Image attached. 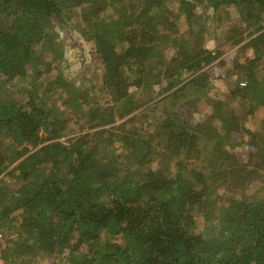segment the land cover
Here are the masks:
<instances>
[{
    "label": "trees",
    "instance_id": "1",
    "mask_svg": "<svg viewBox=\"0 0 264 264\" xmlns=\"http://www.w3.org/2000/svg\"><path fill=\"white\" fill-rule=\"evenodd\" d=\"M168 2L0 0V233H16L0 239L5 263L37 255L50 264H264V0H180L185 32ZM201 4L219 10L221 24L222 6L239 16L222 33V44L240 45L229 54L238 82L228 94L240 105L250 100L256 130L243 129L227 98L209 100L204 120L192 118L191 96L208 97L225 62L204 69L222 52L205 47ZM56 24L75 45L92 43V62L103 69L97 96L62 75L44 83L63 57ZM184 72L190 78L179 82ZM60 87L71 94L78 129L82 119L96 128L70 143L58 140L70 117L48 96ZM134 88L145 100L134 99ZM144 103L147 121L130 126L132 115L115 124L117 113ZM242 130L247 148L227 151L223 140ZM116 142L132 167H121Z\"/></svg>",
    "mask_w": 264,
    "mask_h": 264
},
{
    "label": "rangeland",
    "instance_id": "2",
    "mask_svg": "<svg viewBox=\"0 0 264 264\" xmlns=\"http://www.w3.org/2000/svg\"><path fill=\"white\" fill-rule=\"evenodd\" d=\"M180 0H169L168 6L172 10L174 14H178L181 16L180 22V32H185L184 30H187V25L184 21V16L182 10H180ZM221 10L223 11L224 16L227 17V21L223 22L221 24V21H218V11L213 6H206L205 4L198 5L197 9L195 12L200 15V21L199 24L200 26L202 25L205 27V47L212 51L213 53H216L221 50V56L213 61L212 63L206 65L204 67L207 68L209 65H213L214 63L216 64L217 62H220L222 58H225V62L221 63L219 69H218V76L214 79L211 80V85L209 86L208 89V97L205 93V96L196 99V95H192L191 97L194 98L196 109L193 110L192 106L190 107L192 112V118L194 120L200 119L204 120L210 113H211V102L209 100H224L228 99L230 100L229 103L233 105V107L237 108L238 114L243 118L245 124L243 125V129L246 127L249 128L250 130H256L259 128L261 124V119L256 118V116H251L249 115L248 112V107H249V99L244 100L245 104L240 105V101L236 99H230L228 94L230 88H235L237 80V74L233 72V62L232 58L229 56L231 52L236 50L240 45L232 46L228 44H222V33L224 32L225 26L228 27L230 26L233 22H235L239 16L236 12V10L233 7H228V6H222L220 7ZM80 8H76V13L77 15L74 16V18L71 20L73 21L74 24L78 22V19L81 18V13ZM204 14V16H202ZM178 20V19H177ZM84 23H82L81 27H83ZM56 34L57 36L54 38L55 41H62L63 46H64V52H63V57L59 59V64L54 67L52 72L47 74V76L44 78V83L47 84L48 81L54 79L57 75H62L64 78H67L69 81H71L73 84H75L77 87L81 86L82 89H90L91 93H93V96H97L99 92H101V87H102V66L98 62H92L91 55L89 52V49L91 47V42H88L85 37L82 38L83 40V47H79L73 43L72 40L68 39L67 32L65 31L64 27H59L58 24H56ZM221 36V39H218ZM218 37V38H217ZM192 37L188 38V42L186 45L189 47L191 46L192 43ZM175 53V49L170 48L166 51V55L170 56ZM250 56H252V52H247ZM245 54H243L244 56ZM50 58H53L52 55L49 54ZM220 64V63H218ZM190 78V72H184L179 76V82H184V79H189ZM182 84V83H181ZM241 85L242 83L239 82ZM159 88L158 84L153 86L154 91H156ZM64 89L60 87L59 89H53L49 93V101L51 103H54L58 106L59 110L65 111V114L68 115L69 118V123L70 127L69 129L65 130L64 134L58 138V140L64 142V143H70L72 140L76 139L79 135H82L88 131H93L94 129H89V124L85 122L84 119H82L81 123V129H78L76 126L77 124L74 123V119L77 117L74 115L72 112L73 110L71 109V94L66 93L63 91ZM133 94H134V99L141 101L145 100V97L142 96V91L137 90V88L132 89ZM156 96V95H155ZM163 96V95H161ZM161 96H157L158 98ZM66 100H69L68 102ZM249 100V101H248ZM142 102V101H141ZM131 107V106H129ZM146 107L145 103L142 104L141 107L135 108L133 111L129 113H125L123 117H119L120 114L117 113L115 116L116 122L115 124H119L120 122L128 119L132 115H136V119L134 120V123L132 124L129 122V125H136L138 122L143 121L146 119L144 115L142 114L143 109ZM126 107L124 109L118 110L117 112L119 113H124ZM189 111V110H188ZM182 112L185 113V110L182 109ZM148 120H153L154 116H148ZM147 121V120H144ZM151 122V121H150ZM218 125H220V122H216ZM146 122H144L143 126H145ZM108 126V125H106ZM105 126V127H106ZM148 131H152V125L148 127ZM264 134V130H263ZM40 135L45 138L48 134L47 132L42 128L40 130ZM249 139V134L246 133L245 131H241L240 133H234L233 136H229L228 138H225L223 140V147L229 151V152H234L236 154L241 153L243 150L247 148L246 146V141ZM51 140H47L42 142L39 146L49 143ZM25 144H22L21 146H24ZM30 150L35 149L31 145H27ZM115 146L117 147V154L121 155V167L122 168H130L132 167V157L126 153L125 147L120 145V142H116ZM262 183L260 181L253 183L249 189V193H252L254 190L256 191L261 187ZM149 187V185L145 186V189ZM220 192L222 189H218ZM263 195V194H262ZM196 227L199 230H205L206 226L209 225V222L206 221L202 216L197 215L196 217ZM215 223L217 221H214ZM16 227L13 225V228ZM14 230V229H13ZM16 230V229H15ZM217 231H219V228H217ZM2 232L3 237H14L16 236L15 232H9V230L5 229ZM4 246L0 247V264H50L48 261L47 257H38L37 255L34 256V258L29 262L28 259H25L24 262L18 261V260H13V261H7L6 263L4 262V259L1 257V251Z\"/></svg>",
    "mask_w": 264,
    "mask_h": 264
},
{
    "label": "built area",
    "instance_id": "3",
    "mask_svg": "<svg viewBox=\"0 0 264 264\" xmlns=\"http://www.w3.org/2000/svg\"><path fill=\"white\" fill-rule=\"evenodd\" d=\"M2 238V234L0 233V239ZM1 261V260H0Z\"/></svg>",
    "mask_w": 264,
    "mask_h": 264
}]
</instances>
